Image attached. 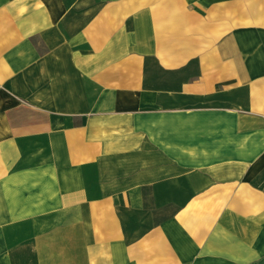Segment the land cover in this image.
<instances>
[{"label": "crops", "instance_id": "0c3cea01", "mask_svg": "<svg viewBox=\"0 0 264 264\" xmlns=\"http://www.w3.org/2000/svg\"><path fill=\"white\" fill-rule=\"evenodd\" d=\"M0 264H264V0H0Z\"/></svg>", "mask_w": 264, "mask_h": 264}]
</instances>
